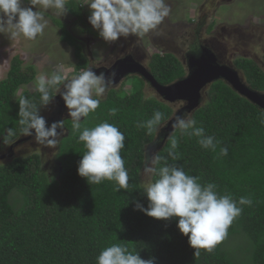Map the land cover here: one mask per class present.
<instances>
[{"label":"trees","instance_id":"16d2710c","mask_svg":"<svg viewBox=\"0 0 264 264\" xmlns=\"http://www.w3.org/2000/svg\"><path fill=\"white\" fill-rule=\"evenodd\" d=\"M67 6L84 19L74 0ZM71 36L62 40L78 44V55ZM234 64L264 93L261 66ZM149 69L164 86L186 77L173 54L154 55ZM36 78L16 58L0 83V146L31 134L56 97L53 82L29 91ZM145 85L137 78L131 93L113 90L82 122L65 121L56 172L44 171L39 154L0 166V264H264V111L225 82L212 85L157 154L149 190L147 154L175 109L146 99Z\"/></svg>","mask_w":264,"mask_h":264},{"label":"rangeland","instance_id":"374dc122","mask_svg":"<svg viewBox=\"0 0 264 264\" xmlns=\"http://www.w3.org/2000/svg\"><path fill=\"white\" fill-rule=\"evenodd\" d=\"M74 1L84 7L82 20L71 16L68 0H0L7 5V9L0 11V83L7 80L16 58L24 62V69L33 67L37 73L36 81L27 87L33 93L44 90L48 82H53L58 85V93L64 94L68 86H75L77 83L73 96L75 101H70L68 107L71 119L81 114L89 101H103L112 91L103 90L89 78L83 82L81 79L90 70L111 68L117 57L126 55L133 49L137 53L140 50L135 58L147 68L152 57L159 53H172L184 62V55L193 43L211 46L224 65L235 66L234 63L238 60L253 59L264 68V0ZM167 1L172 2L173 8H169L167 17L166 14L164 17L162 12L164 6H168ZM153 2L158 7H153ZM197 6L201 8L200 15L204 19L199 32L198 25L189 24L195 19L193 11ZM163 18L168 19L173 27L166 26L168 29L162 30L161 27L165 24ZM66 34L76 38L83 48L78 55V44L72 47L63 42L62 38ZM158 35L164 42H171L169 52L162 51L165 48L161 49L160 44L153 41V37ZM154 42L158 45L155 48L151 47ZM114 55L116 56L113 57ZM81 62L88 65L83 72L77 70ZM240 73L244 78L243 73ZM119 86L113 89L131 93L134 83L128 80ZM210 89L206 90L204 105ZM70 92L69 90L68 94ZM144 94L146 99L161 100L148 85H145ZM53 104L52 102L41 110V120L54 115ZM185 105H172L175 115ZM191 119L192 115H184L179 126L189 124ZM66 134V131H61L55 137L46 131L37 137L27 134L28 142L15 149L17 157L39 154L44 171L52 174L60 168L57 156ZM12 145L1 142L0 156L7 155ZM157 153V150L152 151L151 161L146 162L147 167L142 172L143 184L149 190H153ZM9 162L10 160H0V166Z\"/></svg>","mask_w":264,"mask_h":264},{"label":"water","instance_id":"95a60500","mask_svg":"<svg viewBox=\"0 0 264 264\" xmlns=\"http://www.w3.org/2000/svg\"><path fill=\"white\" fill-rule=\"evenodd\" d=\"M187 66L189 69L188 76L169 86L160 84L149 69L132 59L119 60L109 69L103 67L98 69V71L90 70L87 76L81 80L83 82L87 78L96 75L104 85L118 86L127 76H139L156 91L164 103L171 106L181 102L186 104L183 109L176 115L174 114L173 118L159 130L160 134L164 137L163 146L160 150L166 147L177 129L183 126H179L183 116H193L194 113L204 106L206 90L217 82H225L234 92L264 111V93L253 90L246 83L245 78L241 77L240 71L235 66L222 64L214 51L204 49L199 55L189 56ZM69 90L59 95L57 99L59 97H66ZM24 141H19L16 143V146L21 145ZM0 160H6V157L0 156Z\"/></svg>","mask_w":264,"mask_h":264},{"label":"flooded vegetation","instance_id":"af4514ba","mask_svg":"<svg viewBox=\"0 0 264 264\" xmlns=\"http://www.w3.org/2000/svg\"><path fill=\"white\" fill-rule=\"evenodd\" d=\"M172 2L170 1V3L167 1V7L164 6V10L162 12V14L164 15L165 17V14L168 13L169 11V8H173ZM153 7H158L157 5H155V3L153 2L152 3ZM175 7V6H174ZM171 8V9H172ZM170 9V10H171ZM201 8H199L197 6V9H194V17L195 19H193V21H191L192 23H189L190 25H198V32L199 30H201L202 26H203V22H204V19H202L201 17V13L202 11L200 10ZM166 17H167V14H166ZM193 18V16H192ZM163 24L164 26L161 27L162 30H167L168 28H166V26H168L169 28L173 25L170 24V21L168 19H165L163 18ZM198 23V24H197ZM177 24V23H176ZM183 25H186V23H182ZM213 28V27H211ZM160 35L156 36V37H153V41L155 42H158L160 44V48L161 49H164L165 50H162V51H167L168 52L170 51V45H171V42H164L160 37ZM154 42V44L151 45V47L155 48L157 47L158 45ZM165 43V44H164ZM155 45V46H154ZM209 50V51H214L213 48L211 46H207V44H201V43H193L190 47V49L188 51H186V54L184 55V62H182L180 59V61L182 62V64L184 65V68L186 70V77L188 76V73H189V69H188V58L189 56H196V55H199L200 53H202L203 50ZM140 50H138V53L136 52V49H133L132 52H128V54L126 55H122V56H119L115 59L114 63L112 64L111 68L119 61V60H124V59H132L134 60L135 62H137L138 64H140L141 66L143 67H146L144 66L140 61H138L135 57L139 54ZM137 53V54H135ZM160 54V53H159ZM165 54H172V53H165ZM216 54V53H215ZM174 55V54H173ZM116 55H114L113 57H115ZM176 56V55H174ZM177 57V56H176ZM178 58V57H177ZM250 60V59H249ZM253 60V59H251ZM255 63H257L255 60H253ZM258 64V63H257ZM259 65V64H258ZM263 65H264V58H263ZM260 66V65H259ZM147 68V67H146ZM109 69V68H108ZM149 69V66L148 68ZM264 69V68H263ZM150 70V69H149ZM94 77V78H93ZM92 78H89L91 79L92 82H97L103 90H110L113 89V88H117V86H107V85H104L102 82H101V79L99 77H95L93 76ZM184 77V78H186ZM96 78V79H95ZM141 79V77L139 76H134V75H130V76H127L125 77L121 82H120V86L125 83L126 81L128 80H132V82L134 83L135 79ZM146 83V82H145ZM76 85L75 86H78L77 83H75ZM118 85V86H119ZM146 85H148L150 88H152L149 84L146 83ZM74 85H70L68 86V89H70V94H68L66 97H59V99H57V97L59 95H61L60 93H57L56 97L54 98L53 100V106H54V115L52 117H49L47 120H45V122H41L40 125H37L35 126V130L30 134L31 137H37L39 135H42L45 131L46 132H50L51 134H54V137L56 135H59L61 131H65V128L63 127V123H65V121L67 120H72V121H83L84 120V111L88 110L91 108L93 102L92 101H89L88 105L86 108H84L81 112V114H78V116L75 117V119H71L72 115H69L68 114V107H69V103L70 101H75V98H73L74 96V90H76L77 88L75 87ZM119 86V87H120ZM211 88V87H210ZM153 89V88H152ZM154 90V89H153ZM209 94V93H208ZM162 101V100H161ZM163 102V101H162ZM182 103V102H181ZM26 142H28V140L25 141L21 144V145H24ZM17 155V152L13 151V149H10V151H8L7 155H3V157H6V159H10L11 157H14Z\"/></svg>","mask_w":264,"mask_h":264},{"label":"clouds","instance_id":"9594fccd","mask_svg":"<svg viewBox=\"0 0 264 264\" xmlns=\"http://www.w3.org/2000/svg\"><path fill=\"white\" fill-rule=\"evenodd\" d=\"M84 8V7H83ZM45 122V120H41V122ZM40 122V123H41ZM166 125V124H165ZM164 125V126H165ZM163 126V127H164ZM163 127H161L160 129H162ZM159 129V130H160ZM29 134V133H28ZM27 136V135H26ZM26 136L25 137H23L22 139H20L19 141H21V140H29L28 138H26ZM159 138V139H158ZM162 138H164L163 137V135L162 134H160V132L158 131L157 132V136H156V139H155V141H154V143L152 144V146H153V150H157L158 151V153L160 152V149H161V147L163 146L161 143H160V141L162 140ZM19 141H17V142H15V143H13V145L11 146V148L10 149H13V151H15V149L17 148V147H19V146H21V145H18V146H16V143H18ZM152 150V151H153ZM152 151H148V154H147V156H149V154L151 155V153H152ZM16 152V151H15ZM157 153V154H158ZM17 156V155H16ZM1 157H3V156H1ZM15 157V156H14ZM13 157V158H14ZM156 157H157V155H156ZM13 158H10V159H6V160H11V159H13Z\"/></svg>","mask_w":264,"mask_h":264}]
</instances>
